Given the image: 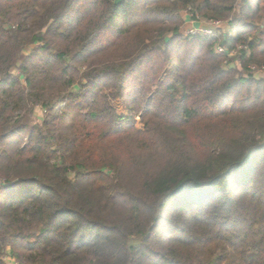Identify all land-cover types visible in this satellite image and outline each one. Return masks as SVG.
<instances>
[{"label":"trees","instance_id":"obj_1","mask_svg":"<svg viewBox=\"0 0 264 264\" xmlns=\"http://www.w3.org/2000/svg\"><path fill=\"white\" fill-rule=\"evenodd\" d=\"M252 66L264 0H0V264H264Z\"/></svg>","mask_w":264,"mask_h":264},{"label":"rangeland","instance_id":"obj_2","mask_svg":"<svg viewBox=\"0 0 264 264\" xmlns=\"http://www.w3.org/2000/svg\"><path fill=\"white\" fill-rule=\"evenodd\" d=\"M184 11L185 10H183L182 11V14H181L182 15V25L180 27V32L183 35H192V34H188V31L190 29H195L193 25L200 24V23H192L191 20H189V19L186 18V13L184 14ZM200 18L201 19H205V18L201 17V15H200ZM222 23H224L223 24L224 26L221 27L220 29H218V31L214 34L215 36L216 35H220L221 33L222 34L223 33H227V31H228V25H227L226 21H223L222 20ZM219 53H221V52H219ZM225 59L226 60L223 62V65L224 66H227V67L230 66L231 68H234L237 71H241L242 67H241V62L239 60V55L238 54H236L235 52H233V53L230 54L229 58H225ZM229 59H231V60H229ZM251 69H252L253 74H254L255 77H262V76H264V71L263 70L257 69L254 66H252ZM115 106L117 108L118 113L125 114L126 111L124 110V108H123V106L121 104H119V103L117 104L116 103ZM43 114H44V111L40 107L36 106L34 108L32 114H31V116H30L31 117L30 119L33 122H40L42 120V118H43ZM10 259L15 260L11 256H10Z\"/></svg>","mask_w":264,"mask_h":264},{"label":"built area","instance_id":"obj_3","mask_svg":"<svg viewBox=\"0 0 264 264\" xmlns=\"http://www.w3.org/2000/svg\"><path fill=\"white\" fill-rule=\"evenodd\" d=\"M185 13H186V18L191 20L192 23H200L193 25L195 29H190L188 31V34H192V35L202 34V35L213 36L218 31V29L224 26L223 25L224 23H222V20L220 19H201L200 15L193 12L191 8L185 9L184 14ZM216 51L222 53L224 51V48L220 45H217ZM2 258L4 264H17L15 260L10 259L9 254H5Z\"/></svg>","mask_w":264,"mask_h":264}]
</instances>
